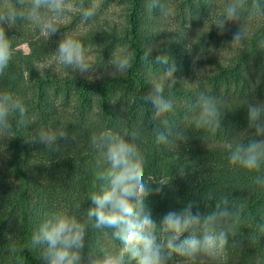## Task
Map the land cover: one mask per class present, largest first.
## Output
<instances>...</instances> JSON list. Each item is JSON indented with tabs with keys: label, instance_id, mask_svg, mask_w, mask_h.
Wrapping results in <instances>:
<instances>
[{
	"label": "trees",
	"instance_id": "obj_1",
	"mask_svg": "<svg viewBox=\"0 0 264 264\" xmlns=\"http://www.w3.org/2000/svg\"><path fill=\"white\" fill-rule=\"evenodd\" d=\"M147 3L130 0L127 25L121 29L113 24L80 37L106 43L93 49L97 55L86 59L92 68L85 74L59 64L53 55L57 48L53 40L46 39L33 22L18 20L11 28L4 25L13 57L0 77V91L20 98L28 117L35 119L28 127L17 128L18 117H14L11 131L0 134V149L4 145L10 153L6 168L14 170L12 177L0 170L1 264H42L39 251L27 245L51 213L67 210L78 219L86 218L90 193L101 183L93 173L99 154L91 147L90 137L105 129L122 132L124 128L139 132L136 143L145 158V183L156 182L150 186L162 188L146 201L158 228L170 210H180L191 202L194 212L204 214L214 210L221 196H227L230 206L243 204L244 211L235 236L229 233L223 261L214 264H264V233L258 228L264 227V188L253 182L255 176H264V165L259 173L231 165L225 147L239 139L237 133L248 130L247 104L264 103V53L257 41L264 38V23L257 28L259 34L248 33L243 49L234 48V53L222 60L207 59L212 71L201 74L200 67L194 65L196 56L181 44L165 41L150 48L146 39L151 34L144 17ZM237 30L228 28L223 35L218 30L207 32L203 39L208 45L219 37L230 42ZM116 46H126L134 53L132 67L125 72L107 66ZM151 49L153 58L161 52L172 57L177 69L165 87V97L173 101V111L166 118L168 127L183 132L186 138L170 137L171 145H156L150 122L152 106L142 101L164 67L153 64L151 57L144 61V53ZM253 69L259 73L258 83ZM200 92L216 97L225 112L221 129L209 140L184 119ZM41 128L67 133L58 141V151L26 141ZM168 161L174 162L170 181L159 185ZM209 195L214 199L209 200ZM111 232L89 225L83 264H88L90 257L102 256L99 249L106 240L112 242L113 250L121 247Z\"/></svg>",
	"mask_w": 264,
	"mask_h": 264
},
{
	"label": "clouds",
	"instance_id": "obj_2",
	"mask_svg": "<svg viewBox=\"0 0 264 264\" xmlns=\"http://www.w3.org/2000/svg\"><path fill=\"white\" fill-rule=\"evenodd\" d=\"M74 6L81 10L84 21L91 20L98 10L97 4L86 6L85 0H79L78 5L70 0H3L0 5V77L5 75L13 57L12 43L4 25L11 28L18 20H29L49 38L62 27L60 18ZM148 7L152 10L159 7L162 14L167 12L161 0H148ZM253 17L264 18V0H229L213 25L218 34L223 35L230 23L238 24L229 46L243 49L248 37L246 23ZM152 50L144 53V61L148 62L151 57L153 64L164 67L142 101L152 106L150 122L154 125L156 145H171L173 140L170 137L176 140L186 138L183 132L168 127L166 118L173 111V101L165 97V87L177 69L167 54L161 52L153 58ZM53 55L59 64L81 74L89 73L92 68L85 58L82 42L72 34L64 33ZM133 60L134 53L124 46L114 50L109 63L115 71L125 72L132 67ZM27 111L20 98L7 90L0 91V134L11 131L14 117H18L15 121L17 128L28 127L35 117L29 118ZM224 114L216 97L200 92L184 119L205 133L204 140H209L221 129ZM247 121L248 130L237 133L239 139L225 147L231 165L259 173L264 165V103L247 104ZM160 125L166 130H161ZM66 137L64 131L41 128L26 141L46 145L49 151H58V141ZM138 138L137 130L127 128L122 132L105 129L90 137L91 147L99 154L93 173L96 181L101 183L90 193L91 206L85 219H78L67 210L57 211L48 215L33 232L27 247L39 251L42 264H83L82 251L89 225L95 229H111L112 237L120 242L121 247L117 250L101 249L102 256L90 257L88 264H169L173 254L181 258L176 264H209L223 257L229 233L236 234L235 226L241 219L244 205L230 206L229 198L221 196L212 212L201 214L194 212L193 204L189 202L180 210L167 212L158 229L146 201L162 188H152L150 185L156 182L144 181L145 158L136 143ZM180 172L184 174V167ZM253 182L264 188V176H255ZM208 199L214 197L209 195ZM258 228L264 233V227ZM158 230L162 234L160 242L156 235ZM186 232L189 235L184 236Z\"/></svg>",
	"mask_w": 264,
	"mask_h": 264
},
{
	"label": "rangeland",
	"instance_id": "obj_3",
	"mask_svg": "<svg viewBox=\"0 0 264 264\" xmlns=\"http://www.w3.org/2000/svg\"><path fill=\"white\" fill-rule=\"evenodd\" d=\"M74 5H78L79 0H70ZM166 13L161 12L159 7L153 10L146 5L145 10V24L148 34H151L146 40L147 43L152 46L150 48H158L162 42L170 41L179 43L184 46L189 53L194 54L195 60L194 65L200 67L199 72L208 73L212 71V66L206 62L209 58H217L219 60L225 59L234 53V48L229 46L230 42L224 40L222 37L217 38V40H212L208 45L206 44V39H203V35L207 32L217 31L216 27L213 25L215 19L222 14L225 5L229 0H161ZM88 3V4H86ZM91 3L98 5V10L96 15L88 21H84L81 17V10L74 6L70 12H67L63 17L60 18L59 23L61 28L55 34L46 39H52L54 45L58 47L59 41L63 38L64 33H69L74 36V38L79 39L84 47V54L87 60L91 59L93 56L97 55L93 52V49L97 47H104L106 44L101 40H93L92 38L80 39L81 36H86L87 31H97L102 27L108 25H116L118 28H122L127 25V18L130 0H85V5L88 6ZM262 23H264V18L253 17L246 23L247 33L259 34L257 29ZM236 27L238 29L239 25L236 23H230L227 28ZM44 36V35H43ZM258 45H260L261 52L264 53V38L257 40ZM121 46H116L114 49H119ZM113 53V52H112ZM112 53L109 55V60L107 66L110 69H115L109 61L112 58ZM170 60L174 62L171 57ZM264 61V58H262ZM257 83L259 82V73L257 69L252 70ZM3 139V143H4ZM10 159V153L7 151L6 147L0 149V170H2L6 175L12 177L14 170L7 169V163ZM174 164L173 161H168L167 166L164 170L162 181L167 183L170 181V167ZM159 229V228H158ZM157 240L160 242L162 239V234L158 230L156 232ZM189 235V233H184V236ZM183 239V236L181 237ZM113 246V247H112ZM101 249L113 250L114 245L110 240H106L102 243L99 251ZM223 257L218 262L220 263L224 259ZM181 258L173 254L169 261V264H176L177 260ZM1 264V262H0Z\"/></svg>",
	"mask_w": 264,
	"mask_h": 264
}]
</instances>
